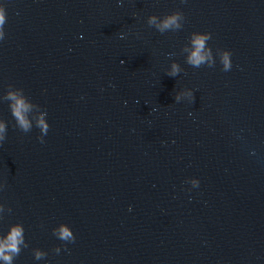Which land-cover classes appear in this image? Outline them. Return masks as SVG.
I'll use <instances>...</instances> for the list:
<instances>
[{
	"label": "water",
	"instance_id": "water-1",
	"mask_svg": "<svg viewBox=\"0 0 264 264\" xmlns=\"http://www.w3.org/2000/svg\"><path fill=\"white\" fill-rule=\"evenodd\" d=\"M0 6V97L22 89L49 125L41 143L0 99V236L20 224L28 245L13 264H264V0ZM176 11L180 30L147 24ZM192 33L213 67L185 62Z\"/></svg>",
	"mask_w": 264,
	"mask_h": 264
},
{
	"label": "clouds",
	"instance_id": "clouds-1",
	"mask_svg": "<svg viewBox=\"0 0 264 264\" xmlns=\"http://www.w3.org/2000/svg\"><path fill=\"white\" fill-rule=\"evenodd\" d=\"M183 2V0H182ZM184 16L181 12L176 11L169 15H165L162 18L156 16H149L147 24L150 27H154L158 32L163 34L166 31H177L182 28V22ZM6 23V14L3 6H0V40L4 39L5 33L3 26ZM121 39L124 37L121 36ZM211 39V35L208 33H192L189 38L191 47L185 46L182 52L187 53L185 62L194 67L199 68L202 65L208 67L214 66V58L211 49L207 46V41ZM231 53L228 51H218L220 63L223 71H229L231 69L230 61ZM182 69L177 63H172L171 70L167 72L168 76L176 77ZM182 95H187L188 98H192L193 94L190 91L185 93H178L174 99L176 102L181 100ZM0 99L9 102V110L11 116L14 118L15 125L22 132H29L33 125L39 129L41 137H38L42 143V136L47 134L49 125L46 122L47 113L42 111L38 105L31 103L30 100L24 95L22 89L13 88L11 85L8 86V90L3 97ZM33 109L37 110V114L33 115ZM33 121L35 123H33ZM6 124L0 121V141L5 139ZM193 187L198 186V181H192ZM10 212L11 209H8ZM54 236L59 240L65 242H74L75 237L69 227L61 224L58 229H53ZM21 247L27 248L28 245L24 240V228L20 224H15L9 227L7 233L0 236V260L4 264H13V260L20 254ZM55 252L59 253L60 249H54ZM33 256L36 260H40L46 256V253L39 250L33 251Z\"/></svg>",
	"mask_w": 264,
	"mask_h": 264
}]
</instances>
